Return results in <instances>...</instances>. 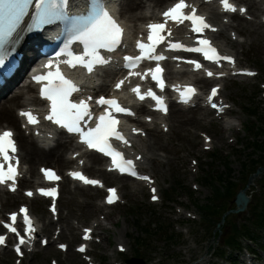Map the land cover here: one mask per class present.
<instances>
[{
    "label": "rangeland",
    "instance_id": "374dc122",
    "mask_svg": "<svg viewBox=\"0 0 264 264\" xmlns=\"http://www.w3.org/2000/svg\"><path fill=\"white\" fill-rule=\"evenodd\" d=\"M263 31L264 26L251 32H240L245 43L242 47H235V51H239L241 64L261 73L260 77L253 80H232L227 83L224 96L234 104L235 110L231 115L238 126L237 130L230 134L223 131L219 123H203L185 134L172 118V130L162 139L167 147H152L153 153L161 159L148 165V168L153 175L156 174L163 197L162 204H151L146 189L137 195L122 190L125 203L108 210L111 212L108 216L104 210L96 209L102 194L98 193L96 198H92L97 192L80 191L68 186L60 202L62 221L59 226L64 228L60 241L70 245V252L60 255L51 245L28 256L23 264H50L52 258H57L61 264H84L73 251V247L79 243L80 230L71 232L67 224L88 226L90 220L99 219L100 216L106 217L104 223H109L107 227L110 228L104 229L103 243L94 249L93 256L97 263L122 264L123 260L139 254L137 258L145 260L146 264H222L217 257L225 249L226 257L232 255L241 264V259L247 257L245 252L233 254L224 248L223 241L225 234L233 231V225H248L256 208L264 206V152L256 148L257 144L264 148V89L260 88L264 85ZM253 112L255 118L251 117ZM186 115L195 117L197 113ZM200 133L214 138V150L209 153L204 151V140ZM148 154L152 152L148 150ZM193 160L198 162L196 173ZM256 164L261 168L257 174L251 175L258 167ZM219 176L227 181L232 179L230 186L234 194L245 189L250 179L247 194L251 196L252 202L246 212L223 215L227 208H235V198L231 195L229 198H215L216 188L223 184ZM10 200L6 211L16 209L23 198L19 200L14 197ZM205 205L217 210L207 223L204 221L207 215L205 209H201ZM31 206L42 227H46L44 234L50 237L54 235L57 225L46 226L50 220L47 204L36 200ZM182 211L184 214L180 218L179 212ZM187 212H190L188 215L195 214L198 219L182 222ZM226 216L227 220L223 221ZM259 237L264 243V232ZM118 239H123L124 242H121L129 248L127 254H117ZM251 248L257 250L254 245ZM112 254L114 256H110ZM256 257L264 264V251L258 250ZM9 263L12 264L13 260Z\"/></svg>",
    "mask_w": 264,
    "mask_h": 264
},
{
    "label": "snow or ice",
    "instance_id": "6c2138e0",
    "mask_svg": "<svg viewBox=\"0 0 264 264\" xmlns=\"http://www.w3.org/2000/svg\"><path fill=\"white\" fill-rule=\"evenodd\" d=\"M67 2L68 0H0V67L4 66L11 51L14 50L18 42V30L21 29L25 17L29 16L30 8L34 7V11L31 14L32 23L29 25L30 29L39 28L44 24H50L56 20L66 21L68 36L64 48L57 54L56 59L49 60L44 65L46 71L32 78L37 84L41 85L39 96L48 104L47 115L43 119L66 129L69 133L78 134L80 142L88 149L110 157L113 170H118L121 174H128L137 179L148 181L150 180L148 176L138 173L135 162L127 158L112 143L114 140L126 146L130 145V141L119 130L120 119L118 118V114L134 116L135 113L131 109L121 105L115 97L106 98L100 96L98 99L93 100V97L89 95L84 98L73 99L75 93H80L83 90L72 79L67 77L61 68V64H63L73 70L83 68L87 73L92 74L98 66L107 65L111 57L105 55V53H114L122 46L125 29L118 19L110 13L103 0H92L87 14L74 18L69 17L66 12ZM219 3L225 13H239L241 15L247 13V8H238L230 0H219ZM162 17L163 20L161 22H151L146 25V42L143 39L136 41L139 55L124 57L125 67L132 70L129 72V76H138L141 79H146L150 75L152 80L156 82V86L163 91L165 88L163 78L164 68L161 66L160 61L169 58L179 59L178 57H168L163 52H158L157 49L164 44H167L168 49L171 51L183 50L200 53L204 60L211 61L217 65L221 61H227L235 65L234 57L221 54L212 41L203 36L206 30L215 32L217 29L208 22L205 16L199 15L197 8L187 3V0H177L174 5L162 13ZM185 21L191 23L192 32L201 34L196 46L189 47L179 42L174 43L169 39L173 34L172 29L168 27L169 22L179 26L183 25ZM233 38H235L234 33ZM76 44L83 46L79 53L73 49V45ZM61 56L65 57V59H60ZM143 60L156 61V65L154 68H149L143 74L134 71ZM186 63L193 65L196 70L204 68L197 60H187ZM205 71L209 77L214 75L222 77L225 75L223 72L213 73L212 71ZM240 74L246 76L256 75L255 72L248 70H241ZM124 83L125 80L118 81L115 85L116 89H120ZM131 90L140 101L151 98L155 102L156 108L167 114L168 107L164 102V98L157 95L152 89L141 92L140 86L137 85ZM179 91L181 99L185 103H188L196 94V89L192 86H185L183 90ZM218 91V87L211 89L210 102L213 97H217ZM90 102L102 109L100 115L96 117L94 127L88 123L93 120V110ZM211 107L216 110L218 116H223L230 108L227 104H218L216 102H211ZM19 114L26 118L28 125L35 126L40 123V118L32 111H21ZM132 131L137 134H144L141 129L134 128ZM13 137L14 133L11 130L0 132V185H8L10 191L15 192L17 177L20 175L18 172L20 160L15 156L18 149L16 140ZM205 139L207 141L209 138L205 137ZM77 155L79 154L77 153ZM139 159L140 157L137 156L136 160ZM13 160L15 163H12ZM5 164H7V167H5ZM41 171L45 178L50 181H59L61 179L51 168L41 169ZM70 175L73 179L82 181L86 185L104 187L101 181L91 179L79 171H73ZM151 191L153 193L152 199L154 201L157 200L159 198L155 195L157 190L152 188ZM39 192L43 196H51L55 199L57 188H42L39 189ZM25 194L29 197L34 195L32 191H28ZM118 199L117 190L109 188L106 198L107 204H114ZM55 211V203H53V214H55ZM20 212L24 214V224L27 226L25 229V233L28 236L27 240L24 236L20 235L14 226L17 221V213L10 215L12 223H5L4 227L9 232L15 233L18 237V243L14 247L17 255L22 257L24 254L22 246L35 238L33 234L36 229L28 216V209L21 207ZM91 233L92 229L85 228L83 239H91ZM6 241V236L0 235V246H5ZM42 243L47 244V241L44 240ZM59 247L61 249L67 248L64 244H60ZM78 251L81 253L85 252V246L81 245ZM17 264H19V261H17Z\"/></svg>",
    "mask_w": 264,
    "mask_h": 264
},
{
    "label": "bare ground",
    "instance_id": "6f19581e",
    "mask_svg": "<svg viewBox=\"0 0 264 264\" xmlns=\"http://www.w3.org/2000/svg\"><path fill=\"white\" fill-rule=\"evenodd\" d=\"M172 1H174V0H149V1L129 0V1H127L125 6H124L126 12L124 15L121 14V16L125 20V22L128 26L129 33L131 34L135 29H139L141 23L146 22L147 20H150L153 17H155L157 10L166 7ZM193 1L197 2L198 0H193ZM148 3H149V5H147ZM249 4H250L249 9H251V11L255 13V11H257V9H258V6L256 5V3L254 1H251V0H249ZM203 11H205V13H207L208 15H211L212 20L216 21L217 23H219L223 27L225 26V29H226L227 25L221 24L222 21L219 22L220 19H222V18H220L221 16H219L217 9L213 5L204 6ZM223 17L226 18L227 16L223 15ZM236 20L238 21V24L236 25V27L234 26L233 29H239V31L251 32L253 30H257V29H260L262 27L256 21L247 22V21H244L240 17H237ZM216 36H217L216 40H218V41L219 40L221 41V39L223 38V36L221 34H219V35L217 34ZM222 45L224 48H227V45H224L223 43H222ZM230 45L232 46L231 49H233L235 46L234 44H230ZM196 79L199 80L201 82V84L206 83V81L199 79L198 77ZM242 79H245V78L241 77V80ZM83 83L86 87L92 88L93 90H97L98 88H101L98 91L103 90V87H102L103 83H104L103 85H107L106 80H104L102 84H100V82L97 84V80L94 79L93 77L83 80ZM226 88H227V84H226V82H224V90ZM27 92L29 94H31L33 92V90L29 89V90H27ZM23 93L24 92L15 94L14 96L11 97L10 100H5L6 102L3 105H0V124H1L0 127L1 128H5V127L14 128L17 131V137H18L19 144H20V150H21L22 158L24 160V163L30 164L29 172L27 174L31 173L32 179L34 180V182H36L39 179V175L36 172V168H37V165L39 163L46 162V163H53L56 166H62V165L70 164V162H69V160L64 158L65 156L63 154H60V150H61V148H63L64 144L59 143L58 146L53 150H48V151L42 150L41 148L37 147L34 140L28 138L19 129L18 118L15 115L14 106L26 107V106H34V105L40 106L41 105V102L39 100H34V98H28V99L21 98V95ZM198 114H199V118L189 117L188 115L182 113L178 108H176V110L173 112V115L171 118H173V121L178 128H181L185 134H188V132L191 129L200 127L201 122L207 118L208 111L199 112ZM1 121H4V123L6 125L2 124ZM166 121H168V120L165 119L164 123H166ZM136 123L139 124L140 128L146 127V125H143L140 122H136ZM220 127L225 132H233L237 126L234 122H228V121L223 120L220 123ZM147 130H149V133H150L149 135L152 136L153 139H155V141H154L155 147H157V146L160 148L167 147L166 144L162 143V139L165 136L158 134L159 132L152 127H148ZM148 141H150V140H145L143 138H137L135 141V148L139 149L140 146L144 147L148 143ZM44 142H49V141L46 140ZM69 144H71V142ZM204 145H206V144H204ZM173 148L174 147L169 148V150L173 149ZM155 149H157V148H155ZM138 153H142V152L139 151ZM87 157L89 158V160H91V162L93 164H96V163H99L100 161H102V159L95 154L88 155ZM155 160H158V156H157V154H155V152L151 155H146L145 162L142 164V166L144 167V165L146 166L147 164L150 163V161H155ZM95 169L96 168H94L92 165H89L87 168V171L99 173L100 178H103L108 182H112V183L115 182V183L119 184V186L122 190H126L127 187L129 189H131L130 192H133L134 190H136V191L137 190H140V191L144 190V183H142V182H137V181H134V180H131L128 178H119V177L115 176L114 174L106 173L102 169H99V170H95ZM90 190H92V189H90ZM96 191H98V190H96ZM0 195L3 198V202H4L3 207L7 206L9 203V197L4 196L3 193L1 194V191H0ZM34 200H28V201L33 202ZM98 208H99V206H98ZM98 225L101 227L102 230L110 228V227H107V226H109V223L104 224L103 222L100 221ZM67 228L69 229V231L73 230V227L70 224H67ZM95 230H96V228H95ZM118 245H121V244H118ZM118 245H117V247H118ZM3 252H4V254H6V251H3Z\"/></svg>",
    "mask_w": 264,
    "mask_h": 264
},
{
    "label": "trees",
    "instance_id": "16d2710c",
    "mask_svg": "<svg viewBox=\"0 0 264 264\" xmlns=\"http://www.w3.org/2000/svg\"><path fill=\"white\" fill-rule=\"evenodd\" d=\"M256 223H257L258 226H260V227H258L259 229H264V215L258 216L257 219H256ZM254 233L255 232L253 230H250V228L249 229H245V231H244V235L249 237V238H253ZM233 242H234V238L230 237L228 239L227 243L229 244V243H233Z\"/></svg>",
    "mask_w": 264,
    "mask_h": 264
},
{
    "label": "water",
    "instance_id": "95a60500",
    "mask_svg": "<svg viewBox=\"0 0 264 264\" xmlns=\"http://www.w3.org/2000/svg\"><path fill=\"white\" fill-rule=\"evenodd\" d=\"M249 201H250V199L248 197H246L244 192L239 193L237 196V199H236V203L238 206L237 212L245 211ZM139 263H141V262H139Z\"/></svg>",
    "mask_w": 264,
    "mask_h": 264
}]
</instances>
